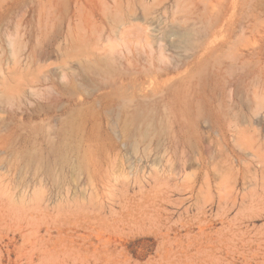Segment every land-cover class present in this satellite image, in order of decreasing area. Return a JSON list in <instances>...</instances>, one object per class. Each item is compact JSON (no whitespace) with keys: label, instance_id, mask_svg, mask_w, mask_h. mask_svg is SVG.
<instances>
[{"label":"rangeland","instance_id":"rangeland-1","mask_svg":"<svg viewBox=\"0 0 264 264\" xmlns=\"http://www.w3.org/2000/svg\"><path fill=\"white\" fill-rule=\"evenodd\" d=\"M0 264H264V0H0Z\"/></svg>","mask_w":264,"mask_h":264}]
</instances>
